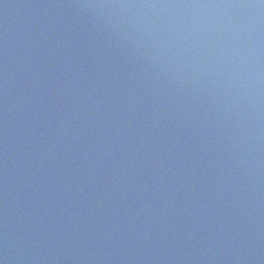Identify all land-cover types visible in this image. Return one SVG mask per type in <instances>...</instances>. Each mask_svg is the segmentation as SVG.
I'll list each match as a JSON object with an SVG mask.
<instances>
[{
  "label": "water",
  "instance_id": "water-1",
  "mask_svg": "<svg viewBox=\"0 0 264 264\" xmlns=\"http://www.w3.org/2000/svg\"><path fill=\"white\" fill-rule=\"evenodd\" d=\"M5 1L0 264H264V0Z\"/></svg>",
  "mask_w": 264,
  "mask_h": 264
}]
</instances>
